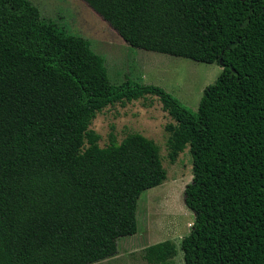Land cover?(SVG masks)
<instances>
[{
	"label": "trees",
	"instance_id": "1",
	"mask_svg": "<svg viewBox=\"0 0 264 264\" xmlns=\"http://www.w3.org/2000/svg\"><path fill=\"white\" fill-rule=\"evenodd\" d=\"M131 47L216 63L197 111L161 87L113 85L82 36L30 0H0V264H95L138 232L143 192L167 180L159 147L90 127L115 104L156 97L174 123L169 157L189 146L195 214L185 264H264V0H84ZM171 241L149 264H174Z\"/></svg>",
	"mask_w": 264,
	"mask_h": 264
},
{
	"label": "rangeland",
	"instance_id": "2",
	"mask_svg": "<svg viewBox=\"0 0 264 264\" xmlns=\"http://www.w3.org/2000/svg\"><path fill=\"white\" fill-rule=\"evenodd\" d=\"M30 1L45 19L91 43V49L105 59L113 85H121L130 78L158 86L185 107L197 111L204 90L214 85L222 73L216 63L196 62L129 46L84 0ZM171 123L174 121L154 96L109 106L93 121L90 128L101 136V147L110 145L112 137L121 143L131 134H141L154 141L167 171L163 185L143 192L139 198L137 234L120 238L118 255L95 264H149L144 258L145 249L166 241L178 248L174 264H185L181 243L195 222V214L185 204V189L193 180V160L187 146L177 161L171 162L167 131Z\"/></svg>",
	"mask_w": 264,
	"mask_h": 264
}]
</instances>
